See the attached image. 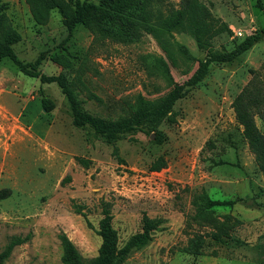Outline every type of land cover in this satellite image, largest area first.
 Segmentation results:
<instances>
[{"label":"rangeland","instance_id":"1","mask_svg":"<svg viewBox=\"0 0 264 264\" xmlns=\"http://www.w3.org/2000/svg\"><path fill=\"white\" fill-rule=\"evenodd\" d=\"M4 1L8 23L21 37L13 46L16 58L28 63L43 54L38 71L63 75L81 109L105 120L128 117L139 97L154 103L165 97L172 89L165 69L182 84L209 53L229 52L264 26L256 0H196L210 26L206 48L199 49L184 20L167 27L176 22L180 0H153L144 17L150 31L142 29L135 41H95L82 25L64 41L57 10L37 25L25 0ZM253 77L264 88V36L234 61L211 64L174 103L173 121L154 128L140 122L113 146L90 128L72 125L55 83H40L1 60L0 191L8 194L0 198V252L11 238L30 236L4 264H62L61 234L84 261L94 258L103 204L119 247L142 232L144 217L154 224L149 241L121 264H264V173L232 108ZM42 97L54 102L52 111L41 108ZM254 121L264 135V122ZM158 158L165 168L151 171ZM201 192L232 203L213 207L209 223L193 222V201Z\"/></svg>","mask_w":264,"mask_h":264},{"label":"trees","instance_id":"2","mask_svg":"<svg viewBox=\"0 0 264 264\" xmlns=\"http://www.w3.org/2000/svg\"><path fill=\"white\" fill-rule=\"evenodd\" d=\"M25 2L33 21L37 25L46 24L49 12L57 10L61 17V22L67 30V36L64 41L68 40L72 30L77 25H82L88 29L95 41L132 42L139 38L142 29L150 31L144 24V17H149L151 14L150 9L153 0H98L97 4L87 0H25ZM255 4L264 16L262 0H256ZM6 8L7 3L4 0H0V61L4 58L9 59L16 66L19 73L29 78L38 79L40 83H55L67 100L71 111L72 125L77 128H90L97 136L103 138L107 143L113 144V146L123 133L135 131L136 126L140 122L152 124L151 127L154 128L165 119L173 121L174 118L171 111L174 103L182 99L191 88L198 85L205 78L211 64H225L234 61L264 36L263 26L245 37L231 51L209 53L203 60L198 61L193 74L182 84L174 82L168 70L165 69V75L172 86V89L165 97L156 103L148 102L139 97L128 117L117 120H105L86 113L81 109L80 101L63 75L47 76L38 71V67L44 59L43 54H39L33 62L28 63L16 58L13 46L20 41L21 37L9 25L4 13ZM202 17H204V10L196 0H180V10L177 13L176 22L167 27L174 29L180 24L177 21L178 19L184 20L197 47L205 49V37L210 26L202 22ZM222 29L229 32L224 25H222ZM182 49L185 51L184 48ZM59 59L53 58V61L62 65ZM40 104L41 108L47 113L54 109V102L49 98L42 97ZM232 108L236 122L242 128V138L246 141L258 170L264 173V135L258 130L254 121V118L258 117L264 122V88L255 77L234 98ZM112 154L119 159L115 147ZM78 161L83 163L84 166L88 164L82 159ZM165 166V161L162 158H158L151 166V171H160ZM7 194L8 190H1L0 198L6 197ZM231 203L211 200L206 193L201 192L195 196L193 201L194 214L191 216V220L196 223H209L213 218L211 214L213 207ZM77 213L85 216L80 210H77ZM101 215L102 217L98 222L96 231L101 240L97 255L90 260L84 261L74 244L65 234H61L59 240L62 247L60 259L62 264H121L130 250L139 248L149 241L150 232L154 229L153 222L144 217L142 232L133 235L124 246L119 247L116 232L111 225L112 216L107 204L102 205ZM87 225L90 227L88 222ZM29 237L27 235L25 237L17 236L11 238L0 252V264H4L14 247L25 243L29 240ZM193 247V251L197 252L198 246L193 245Z\"/></svg>","mask_w":264,"mask_h":264},{"label":"built area","instance_id":"3","mask_svg":"<svg viewBox=\"0 0 264 264\" xmlns=\"http://www.w3.org/2000/svg\"><path fill=\"white\" fill-rule=\"evenodd\" d=\"M236 35L240 36V33H236Z\"/></svg>","mask_w":264,"mask_h":264}]
</instances>
